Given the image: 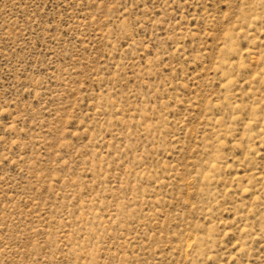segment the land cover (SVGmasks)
Returning <instances> with one entry per match:
<instances>
[{"label":"rangeland","instance_id":"1","mask_svg":"<svg viewBox=\"0 0 264 264\" xmlns=\"http://www.w3.org/2000/svg\"><path fill=\"white\" fill-rule=\"evenodd\" d=\"M0 264H264V0H0Z\"/></svg>","mask_w":264,"mask_h":264}]
</instances>
